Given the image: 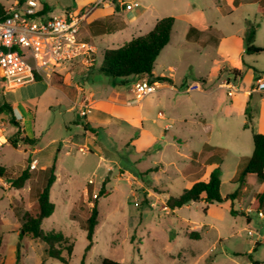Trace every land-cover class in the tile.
Instances as JSON below:
<instances>
[{"label": "rangeland", "instance_id": "374dc122", "mask_svg": "<svg viewBox=\"0 0 264 264\" xmlns=\"http://www.w3.org/2000/svg\"><path fill=\"white\" fill-rule=\"evenodd\" d=\"M13 1L0 0V4L7 8ZM40 1H47L53 10H60L63 5L72 2ZM225 9V15L220 16L217 25L227 39L218 48L212 45L199 51L189 48L169 52L168 46L155 62L157 73L159 70L168 73L166 64L175 68L173 85L180 93L168 92L161 98L150 94L136 102L134 83L139 77L130 75L115 78L98 72L102 61L100 52L94 56L93 69L81 67L75 79L89 87L90 79L97 76L100 90L98 98L106 99L111 89H118L132 104L135 112L144 118L136 127L129 123L110 122L108 125L90 126L89 130L97 136V141L85 148L83 146L79 149V146L73 144L74 141L70 144L69 137L81 139L83 129L67 121L70 120L68 117L76 123H84L85 119L76 116L74 112H66L69 103L61 93L49 86V75L43 74L40 80L10 91H4L6 86L0 84V104H18L21 108L36 98L35 109L27 110L29 116H25V113L22 116L24 120L34 119L32 131L36 146L41 149L40 153L31 157L33 143L23 141V137L31 139L23 129V126L31 129L29 121H25L23 126L18 121L19 127H15L11 115L0 113L2 264H40L42 261L44 264H98L103 258L116 260L120 264H250L248 256L264 260V242L254 243L257 235L264 236V217L260 218L256 209L249 204L260 185V180L255 176L252 175L248 180L247 197L238 202L241 198L238 193L234 205L232 201L227 206L229 200H226L207 207L203 202H189L173 211L166 207L168 197L180 195L195 179V174L201 171L192 162L181 172L188 164L190 150L185 144H179L170 132L177 133L178 138H189L183 126H193L192 120L188 119L189 109L198 103L212 105L210 98L204 97L202 101L191 98V95L183 91L180 82L195 81L197 83L194 86L198 89L203 81L208 80V84L215 87L227 75V63L223 57L229 52L228 41L232 42L231 52L234 56L237 52L236 36L243 32L248 23L255 26L253 44L264 49V0H225ZM208 13L210 16L211 12ZM109 46L115 48L116 41ZM23 53L28 55V50L23 49ZM243 55L247 61L242 69V82L246 84L252 82L251 71L247 66L264 74V52L247 54L243 51ZM27 61L32 65L31 59ZM84 74L87 79L83 77ZM222 91L217 92L215 97L217 112L220 105L229 104V98ZM258 95L254 94V98ZM251 103L253 101L249 102L247 113ZM176 111L179 116H185L184 124L175 116ZM160 114L163 116L160 117ZM89 116L87 113L85 118ZM246 116L235 115L231 127H244ZM97 117L102 119L99 114ZM165 125L167 130L163 129ZM252 129V125L247 124L241 130L242 136L239 139L248 144L249 148L252 146ZM130 138L138 142L131 143ZM11 140L15 141V146H12ZM211 142L231 146L227 152L219 149L210 155L217 159L220 167V194L225 197L239 186L232 180L237 168L234 156L245 151L232 147L230 141L222 142L216 131L211 134ZM54 156L57 182L49 193L54 210L42 220L40 228L43 232H60L68 239L67 244H72L67 263L47 257L45 243L32 238L30 234L21 233L25 215L32 214L34 210L35 193L42 180L37 174V166L30 169L29 163L34 157L39 160V167ZM200 162L205 163L203 160ZM23 169L30 173L29 179L19 189L10 187L8 182ZM103 181L107 182L101 190L103 193H100ZM93 202L97 203V224L92 246L85 250L87 240L82 224ZM230 209L236 213L230 214ZM260 210L264 213V207ZM246 219L250 220L247 222ZM249 230L254 232L252 236L248 234ZM254 245L257 247L251 252ZM61 254L66 255L64 247ZM11 256L14 257L13 261Z\"/></svg>", "mask_w": 264, "mask_h": 264}, {"label": "crops", "instance_id": "0c3cea01", "mask_svg": "<svg viewBox=\"0 0 264 264\" xmlns=\"http://www.w3.org/2000/svg\"><path fill=\"white\" fill-rule=\"evenodd\" d=\"M16 1L24 0H14L13 4ZM38 1L41 13L45 16H67L69 14L80 17L78 37L92 45L95 56L99 52L102 55L105 49H110L111 46L109 45H112L113 41H116L117 46L115 48H117L131 38L149 32L159 19L167 16L173 17L174 22L171 28L169 42L162 48L156 57L151 75L136 76L139 78L146 77L157 82L156 91L152 93V95L157 98H161L168 92L180 93L173 85V83H175V68L173 66L166 64L168 73H165L164 70H159L157 73L154 69L155 62L168 46L169 52H172L173 50L177 51V49L188 50L189 48L199 51L200 49L204 50L212 45L218 48V45L227 39L217 25L220 16H224L226 12L225 0H103L100 3H97V0H72L69 4L63 5L60 10H53L47 1ZM126 5H129V8H126ZM208 12H211L210 16ZM245 30L246 28L241 34L236 36L237 52L234 56L231 52L232 42L228 41L229 52L223 57V60H226L227 63L225 66L227 75L223 80L219 81L215 87H213L212 84L209 85L208 80L207 82L203 81V84L198 86V89L194 86V83H197L195 81L188 82V80H183L180 82L182 89H184L183 91L191 95V98H195L196 101H202V99L204 100V97L210 98L209 102L212 100V105H210V103H198L196 107L189 109L188 119L192 120L193 126L189 127L187 124L183 125L185 126V131L189 133V138H178L176 136L178 135L177 133L170 132L174 135L179 144H185L190 150L188 164L181 169V172L186 170L192 162H194L197 167H200L201 171L195 174V179H206L210 171L218 165L216 162L217 159L210 156L216 149H222L227 152V150L231 148V146L225 144L211 142V134L213 132L215 133V131L220 135L222 142L230 141L232 147L236 146V148L245 151L244 153H239L234 156L237 165L234 176L238 171L239 163L242 162L244 158L251 155L253 145L249 148L248 144H244L239 140L242 136L241 130L244 129L245 126L231 127V123L235 120V115H247L246 123L252 125V132L264 134V90H254L255 79L264 74H259L254 68L247 66V69L251 71L252 82L250 81V83L246 84L242 82V69L247 61L243 55V51L245 52V49L243 48V35ZM255 46L260 47L256 44ZM214 63L216 64L217 60L214 61ZM81 67L93 69L95 65L93 64L92 67H86L79 62L66 63L54 67L53 72L43 73L49 75V86L61 93L66 102L69 103L66 112H74L76 116H83L85 119L84 123H76L71 120V117H68L70 120L67 121H72L76 126H80L83 129V137L81 139H71V137H69L70 144L74 141L73 144L79 146L80 149V147L84 146L85 148L87 145L93 144L94 141H97V136L89 130L90 126H103L108 125L110 122L113 124L129 123L136 127L137 123H141V120L144 119L143 116L135 112L132 104L126 100L124 94L120 90L111 89L106 99H102L97 97L100 92L97 85L99 79L97 76L90 79V82L88 83L89 87H86L84 83L76 80L75 74L80 71ZM98 72L102 73L99 70V67ZM43 74L41 77L39 76L37 80H40L43 77ZM83 77L87 79L86 74H84ZM229 78L235 79V91L232 96H227L229 98V104L225 103L224 105H220V109L217 112L215 108V105L217 106L215 102L217 92L223 90L226 93V90L221 88L219 84ZM0 84L4 85L2 80H0ZM20 86L22 85L12 88L6 87L4 91H10L13 88ZM170 86L174 89L170 88ZM186 88H189V90L186 91ZM256 93H259V95L254 98V94ZM35 99L33 98L29 100L28 103L21 106V108L18 104H10L14 117L22 124V126L25 121H29L31 124V129H25L23 126L25 133L29 138L34 140V142H32L33 145L31 146L32 150L30 151L31 157L32 155L40 153L41 149L37 148L36 138L32 131L34 119L25 118L24 120L22 113H25V116H29L27 110L32 111V109H35ZM141 99L135 98L136 102H139ZM250 101H253V103L250 104L249 113H247ZM103 102H106V104H103ZM87 113H89L90 116L86 119L85 117ZM97 114L101 115L102 119H99ZM162 116L163 115L160 114V117ZM175 116H178L183 124L186 122L185 116H179L177 111L175 112ZM172 121L175 122V119H172ZM215 126L220 128H216ZM163 129L167 130V125L163 126ZM174 130L176 131V128H174ZM129 141L131 143L138 142L133 140V138H130ZM195 144H197V146ZM66 153H68V151H66ZM33 159L36 160L37 174L42 177L39 186L40 188L43 183V170L49 167L52 163H55L56 157H52L39 167V160L34 157ZM200 160H203L206 164H203V162L201 163ZM203 167H205V170ZM252 175L253 174H249L245 177L244 186L239 190L241 198L238 202L247 197L249 191L248 180ZM56 182L57 177H55V181L52 183L50 190ZM8 184L10 183L8 182ZM39 188H37V190ZM262 191H264V181H260L258 190L253 193V197L250 200L249 204L254 208L255 197ZM235 201L237 200H233V205ZM229 204H231L230 201L227 202V206ZM248 207L250 206H247V208ZM260 209L261 208H258L256 210ZM246 220L248 222L250 219ZM256 247L257 246L254 245L251 252H254ZM10 258L11 261L14 260L13 256ZM248 259L250 264H252L251 261H256L257 264H264V260H259L256 256H248Z\"/></svg>", "mask_w": 264, "mask_h": 264}, {"label": "trees", "instance_id": "16d2710c", "mask_svg": "<svg viewBox=\"0 0 264 264\" xmlns=\"http://www.w3.org/2000/svg\"><path fill=\"white\" fill-rule=\"evenodd\" d=\"M4 9L5 7L0 4V17L3 16ZM173 22V17H163L159 19L154 27L146 34L133 37L117 48L105 49L102 53V61L99 70L103 74L115 78H126L130 75L150 76L156 57L162 48L169 42ZM254 37L255 26L253 23H248L243 37L244 49L247 54H260L264 52V49L253 44ZM3 112L11 115L12 124H14L15 127H19V122L15 119L10 104L6 102L0 104V113ZM244 126L246 127L247 124L245 123ZM251 138L253 145L252 153L239 163L238 171L233 177V181L239 184L235 191L227 194L225 197L221 196V171L220 167L216 165L210 171L206 179L196 178L180 195L169 196L166 200V207L170 211H173L189 202H203L206 207L209 204L221 203L226 200L232 202L239 193L240 188L244 186L245 177L247 175L253 174L258 180L264 181V134L252 132ZM23 141L29 143L34 142L33 139H28V137H23ZM11 144L15 146V141L11 140ZM55 169V163H52L43 170V183L42 186L36 190L34 210L32 214L25 215L22 231L26 234H30L32 238L45 243V254L47 257L56 259L61 263H67L72 252V244H67L68 239L60 232H43L40 228L42 220L49 217L54 210V204L49 199V190L52 183L55 181ZM29 176L30 173L28 170L23 169L18 176L9 181L10 187L15 189L21 188L24 182L29 179ZM106 182L107 181H103L100 193H103L101 190ZM254 203L256 209L264 207V191L256 195ZM229 212L230 214L236 213L232 209H230ZM97 216V203L93 202L89 207V215L82 224L87 240L85 250H88L92 246ZM1 242L2 239L0 237V247ZM64 244L67 245L62 246ZM62 247H64L66 251L65 256L61 254ZM251 263L257 264L256 261H251ZM0 264L2 263L0 262ZM40 264H44V261ZM80 264L83 263L81 262ZM98 264L120 263L110 258H103Z\"/></svg>", "mask_w": 264, "mask_h": 264}, {"label": "built area", "instance_id": "2783aa9c", "mask_svg": "<svg viewBox=\"0 0 264 264\" xmlns=\"http://www.w3.org/2000/svg\"><path fill=\"white\" fill-rule=\"evenodd\" d=\"M102 1L97 0V3ZM39 6L38 0L16 1L5 8L0 17V80L8 88L35 81L61 64L79 62L92 67L95 62L92 45L78 37L80 17L69 14L45 16ZM23 49L28 50V55L23 53ZM219 86L226 90L227 96H232L235 79L222 81ZM156 88L157 82L139 78L134 83L135 98L150 95ZM254 90H264V75L255 79ZM35 166L36 160L32 159L29 168ZM88 182L92 183L91 180ZM256 213L260 218L264 217L261 210H256ZM248 234L252 236L254 232L249 230ZM254 241L264 242V236L257 235Z\"/></svg>", "mask_w": 264, "mask_h": 264}, {"label": "water", "instance_id": "95a60500", "mask_svg": "<svg viewBox=\"0 0 264 264\" xmlns=\"http://www.w3.org/2000/svg\"><path fill=\"white\" fill-rule=\"evenodd\" d=\"M21 233H23V231H21Z\"/></svg>", "mask_w": 264, "mask_h": 264}]
</instances>
